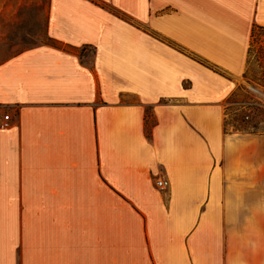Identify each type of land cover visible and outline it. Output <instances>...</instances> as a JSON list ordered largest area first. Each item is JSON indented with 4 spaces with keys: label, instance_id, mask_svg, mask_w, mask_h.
Returning a JSON list of instances; mask_svg holds the SVG:
<instances>
[{
    "label": "crops",
    "instance_id": "1",
    "mask_svg": "<svg viewBox=\"0 0 264 264\" xmlns=\"http://www.w3.org/2000/svg\"><path fill=\"white\" fill-rule=\"evenodd\" d=\"M254 26L264 0H51L56 46L0 64V264H264V135L225 126Z\"/></svg>",
    "mask_w": 264,
    "mask_h": 264
},
{
    "label": "rangeland",
    "instance_id": "2",
    "mask_svg": "<svg viewBox=\"0 0 264 264\" xmlns=\"http://www.w3.org/2000/svg\"><path fill=\"white\" fill-rule=\"evenodd\" d=\"M50 3L51 0H0V64L27 49L49 42L47 18ZM255 35L260 45L264 41V31H257ZM248 68L249 78L243 76L242 84L235 90L240 88L235 97L239 105L232 103L229 106V119L235 118V113L238 116L246 113L240 104L251 101L264 106V81L260 80L262 69L255 52L247 58L246 71ZM225 76L229 77L227 74ZM7 112L2 110L1 114ZM226 129L234 131L231 126ZM258 135H264V132Z\"/></svg>",
    "mask_w": 264,
    "mask_h": 264
},
{
    "label": "trees",
    "instance_id": "3",
    "mask_svg": "<svg viewBox=\"0 0 264 264\" xmlns=\"http://www.w3.org/2000/svg\"><path fill=\"white\" fill-rule=\"evenodd\" d=\"M257 31H264V27L260 26H254L252 30V35H251V42H250V47L248 51V56L255 52L257 56V61L260 64V67L262 69L261 71V78L260 80L264 81V41H262L259 45L258 41H256V35L255 32ZM49 42L46 44H50L52 46H56L55 41H53L51 38L48 40ZM201 63L205 64L206 66L210 67L212 70H214L217 73H220L222 75H226L225 72L222 70L218 69L215 66H211L208 63L200 60ZM250 70L245 72L243 75L246 79L249 77ZM240 89V88H239ZM238 89V90H239ZM238 90L233 92V94L228 98L227 100V108H226V121L225 125L226 127L231 126L235 132H240V133H250V134H262L264 132V106H261L260 104H255L254 102H246L244 104H240L243 109L246 110V113L243 115L238 116L236 113V117L238 118H228L227 112L229 111V106H231L232 103L235 105L238 103L235 100V97L237 96ZM263 115V117H262Z\"/></svg>",
    "mask_w": 264,
    "mask_h": 264
},
{
    "label": "built area",
    "instance_id": "4",
    "mask_svg": "<svg viewBox=\"0 0 264 264\" xmlns=\"http://www.w3.org/2000/svg\"><path fill=\"white\" fill-rule=\"evenodd\" d=\"M5 120H9V116L8 115L5 116ZM167 185H168V182L165 179H163V178H158L156 180V186L158 188H160V189H165L167 187Z\"/></svg>",
    "mask_w": 264,
    "mask_h": 264
}]
</instances>
